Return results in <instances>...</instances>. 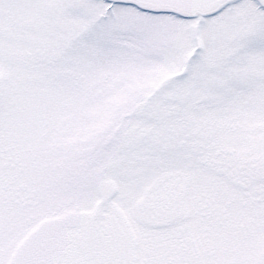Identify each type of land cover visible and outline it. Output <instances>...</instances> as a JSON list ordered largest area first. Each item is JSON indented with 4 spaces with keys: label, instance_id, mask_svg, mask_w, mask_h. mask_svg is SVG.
Masks as SVG:
<instances>
[{
    "label": "snow or ice",
    "instance_id": "1",
    "mask_svg": "<svg viewBox=\"0 0 264 264\" xmlns=\"http://www.w3.org/2000/svg\"><path fill=\"white\" fill-rule=\"evenodd\" d=\"M0 264H264V0H0Z\"/></svg>",
    "mask_w": 264,
    "mask_h": 264
}]
</instances>
